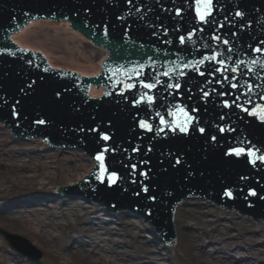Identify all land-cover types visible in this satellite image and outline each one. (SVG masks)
<instances>
[{"label":"rangeland","instance_id":"obj_1","mask_svg":"<svg viewBox=\"0 0 264 264\" xmlns=\"http://www.w3.org/2000/svg\"><path fill=\"white\" fill-rule=\"evenodd\" d=\"M48 40L51 41L50 39ZM89 47L90 45L87 43L84 45V49L86 50H88ZM20 142L21 143H15L17 147L15 151H13V144L10 139L4 141L0 140V169L5 166L6 162L2 157L11 156L9 152L12 151V156L8 158V160H15L18 164H21L22 167L21 169H16V173H29L33 171L29 166L33 164L34 152L39 150L37 153H40L45 149L42 148L40 142H35V144L31 143V145L24 144L23 140H20ZM29 146H32V148H29ZM34 146L38 149L30 151L33 150ZM16 153L25 156L17 159L18 156L15 155ZM24 157L28 159L27 164L30 165H22L26 164V160L23 159ZM31 166L34 167L33 165ZM54 170H57V173L56 171L55 173L58 174V177L54 178L55 181H53V184L50 186L45 185L44 188H40L39 185L41 183L38 181H35V184L25 182L23 186L18 188L16 186H0V192L5 189V191L11 193L4 192L5 195L9 194L8 197L11 196V199H8V197L6 198L9 200L8 203L15 202V200L21 196L27 199L31 198V200H27L28 202L30 201L29 203L34 202L38 204L41 203V200L45 199V201L49 203V201L54 198H49L50 196L46 194H49L50 191L55 192L54 184L58 182L61 183L63 181L61 177H63L64 173H67L68 170H72V167L70 164H67L64 167H57ZM38 188L40 189L36 190ZM28 189L30 192H28ZM26 190L27 192H23ZM41 193L45 195V199L35 197ZM5 195H0V198ZM6 199H0V204L4 203ZM32 200H36V202ZM202 200L201 198H190L180 205L177 213V215L180 216L178 224L179 233L173 246L165 244L161 238L155 240V236L148 228V221L142 219L141 222L138 217L123 215L125 219H122V221L119 220V217H116L115 220L106 222L107 225H110V231L103 229L99 234L90 231L89 235L85 234V231L81 232L80 229H78V231L74 230L72 235L74 237L82 236L83 239L81 241L83 243L82 246L80 244V246H78L79 248L75 249L87 252L92 249L91 252H89L90 258H85L80 253L79 255L72 251L70 252L72 254H69L72 256H68L65 263H62L56 256L59 254L54 256L52 253L48 252L47 249L44 250L46 244L36 245L29 236L19 232L17 233L15 230L14 232L1 225L0 260H4L6 264H15L14 261L16 264H264V217L255 218L239 216L233 211L212 206ZM23 204L25 203L19 202L20 206ZM1 208H5V205ZM28 211L33 212L32 209ZM81 215L83 214L76 217V214H71L68 218L58 216L60 222L51 227L53 231H48V233H50L52 237L53 232H55V234L61 233L64 236L67 235V232L73 230L72 228L81 225V219H83ZM128 217L132 219H128ZM68 222L73 225H70ZM7 232L18 234L22 238L31 241L34 246L40 250L38 251V253H40L39 257L19 254V251L11 246ZM43 232L45 233V231ZM80 233L84 234L81 235ZM74 237L70 242H68V239L65 241L70 243V245L77 243ZM101 237H103V239ZM89 239L92 242L90 244L87 242ZM52 240L53 238L51 242L54 243ZM85 242L88 244H85ZM158 242H160L159 245ZM104 244L105 246L107 245V247L100 248ZM161 245H163L165 249L160 251ZM100 254H105L106 260L103 261L101 258H98ZM196 255L204 257L201 260L202 263L196 259ZM215 255L220 256L217 257ZM21 259H23L22 262H20Z\"/></svg>","mask_w":264,"mask_h":264},{"label":"bare ground","instance_id":"obj_2","mask_svg":"<svg viewBox=\"0 0 264 264\" xmlns=\"http://www.w3.org/2000/svg\"><path fill=\"white\" fill-rule=\"evenodd\" d=\"M36 16L40 17V14ZM16 29L17 28H14V31ZM83 31L84 30H82V28L80 27L78 28L76 26H70L69 19L59 21L54 20V18H50L48 16L36 19L34 21L30 20V23L16 35L22 43H28L34 48H41L42 50H44L48 54L49 59L54 63H62L65 66L74 65L75 67L85 71L100 69V65H102L100 56L105 51H107V49L105 48V46H100V44L92 42L90 38L84 33L85 31ZM48 39H50L51 41H49ZM86 43L90 45L88 50L84 49V45ZM97 91H101V88L95 90L94 92ZM9 131L10 130L7 127L3 126L0 120V140L4 141L10 139L11 143L13 144L12 150L15 151V148L17 147L15 143L21 142L14 139ZM35 142H39V140L31 139V141L28 142L23 141L24 144L30 145L31 143L35 144ZM29 148H32V146H29ZM37 149L38 148L34 146L33 150L30 151H35ZM45 149L48 150H43L40 153H37L39 150L34 152L32 160L33 164H31L34 167H32L30 164H27L28 159H26V157L23 158L24 160H26V164L22 165H30L29 168L33 169V171L29 173H16V169H21L22 167L21 164H18L15 160H8V158H11L12 156V151L9 152L11 156H3L2 159L6 162L5 166L0 169V186H16L18 188L23 186L25 182L35 184V181H38L41 183L39 185L40 188H44L45 185H52L53 181H55L54 178L58 177V174H56L57 170L54 169H56L57 167H64L67 164L71 165L72 170H68L67 173H64V176L61 177L63 178L62 182L79 179V177L85 176L90 172L93 160L82 150L77 148H52L47 146L45 147ZM15 155L18 156L17 159L25 156L18 153H16ZM59 183L60 182L54 184V188ZM40 188L36 190H39ZM4 192L6 193L8 191H5V189L3 191L1 190L0 195H5ZM23 192H27V190ZM28 192H30L29 189ZM59 192L60 191L58 190L56 191V193L50 191L49 194H46L50 196L49 198H54L53 200L51 199L49 203L45 201V195H43L42 193L36 195L35 197L45 199L41 200V203L38 204L34 202L29 203L30 201L28 202L27 200H31V198L27 199L22 196L16 199L15 202L8 203V199H11V196L8 197V195L11 193L8 192L9 194L0 198L6 199L8 197V199L4 200V203L0 204V226L2 225L7 229H11L12 231L15 230L17 233L19 232L29 236L33 243L36 245L46 244L44 250L47 249L48 252L52 253L54 256L56 254H59L56 256L62 263L66 262L68 256H72L69 255L72 254L70 253L72 251L78 254L80 253L85 258H90L89 252H91L92 249H90L89 252L79 251L75 249L79 248L78 246H80V244L82 246L83 243L81 241L83 239L82 236L74 237L72 235L74 233L73 231H78V229H80L81 232L85 231L84 233L89 235L90 231L96 234H99L101 231H103V229H105L106 231H110V225H107L106 221L115 220L117 214L113 211L107 212L102 208V206L94 205L93 203L81 200L80 198L76 199L74 198V196H71L69 198L65 195L60 196ZM32 201L36 202V200ZM202 201L208 203L210 202L204 199ZM19 202H23L25 204L20 206ZM3 205H5V208H1ZM28 208L32 209L33 212L28 211L30 210ZM71 214H76V217H79L80 214H83L81 215L83 218L81 219V225L72 228L73 230L67 232V235L65 236L61 233L55 234V232H53L52 237L51 234L48 233V231H53V228L51 227L60 222L58 216L68 218V216ZM117 217H119L120 221H122V219H125L123 215H119ZM142 219L147 220L146 217L139 218L141 222ZM175 220L176 224H179L180 216H177ZM68 223L70 224V222ZM147 223H149V221ZM149 224L147 225L150 232L155 236L154 239L159 240V235L155 231L150 229ZM70 225L73 224L71 223ZM43 231H45V233ZM177 231L179 233V228H177ZM84 233L80 234L82 235ZM73 237L74 239H76L77 243L70 245V243H67V241H65L68 239V242H70ZM52 238V241H54V243L51 242ZM101 238L103 239V237ZM87 242H89V244L92 243L90 239ZM12 244L15 245L14 243ZM64 244H66L68 247ZM85 244L88 243L85 242ZM159 244L160 242H158V245ZM33 247L34 251H40L36 246ZM102 247L106 248L107 245L105 246L104 244L100 248ZM28 248L30 247H26L25 249ZM163 249H165V247L161 245L160 251ZM215 256L219 257L220 255ZM98 258H101L103 261L106 260L105 254L98 255ZM203 258L204 257L200 255H196V259L199 262H201ZM22 261L23 259H21L20 262ZM14 263L16 264L15 261ZM0 264L6 263L4 262V260H0Z\"/></svg>","mask_w":264,"mask_h":264},{"label":"water","instance_id":"obj_3","mask_svg":"<svg viewBox=\"0 0 264 264\" xmlns=\"http://www.w3.org/2000/svg\"><path fill=\"white\" fill-rule=\"evenodd\" d=\"M26 1L33 3V4L38 3V0H26ZM98 1L99 0H90L88 2H86L85 0H56V2L58 4H54L53 6L57 5V7L62 9V10H60L58 8L57 11H63L64 8L69 7V8H71L69 10L70 12H75V13L78 12L79 13L81 11L77 7L80 5H84L85 9L87 11H91V10L97 11L99 13V16L101 15L102 18L106 19L109 23L112 21V24L115 25V27L128 30L129 32L125 37L129 38L130 36H132V37L134 36V39H135L134 42L128 43V42H125L124 40H118V42L113 43V44L117 47L116 50L118 49L116 51V53H122L123 55H125V51H127L128 52L127 58H129V59H131V57L138 56L140 54L139 52L142 50L139 47L129 46L130 44H136V43L137 44L141 43V44L146 45V46H150L151 44H153L154 45L153 47L155 49L160 50L159 53H161L162 55H167V58L171 57L172 59L181 60V58L188 59L191 57L188 49H185V47L183 48V45L179 44V42H180L179 38L180 37H176L175 34H173V30L175 27H173L171 24H169L167 19L162 17V15L165 14V9H171L170 11H171V13L173 11V14L184 15L186 10H188V8H189L187 0H176V1H172V2L168 1V3L164 7H157V3H156L157 0H114V2H112V3H110V2L108 3L104 0H100V4L98 3ZM40 3L42 4V2H40ZM89 3H90V5H89ZM223 4H225L227 7H232L233 9L238 10V11H243V10L247 9L246 7L242 6L241 4L230 5V2L227 0L224 1ZM20 5L22 7L21 8L22 12L23 13L25 12V13L23 15H19L18 16L19 18L21 16L25 17V16H27V14H29L30 16H33L38 12L37 9L35 11L34 9H32L30 7L28 8V11L26 12L25 9L23 8L24 5H22V4H20ZM95 5H100V11H98L97 9L96 10L94 9ZM129 5H131L130 9H127L125 11V8H128ZM48 6L50 8H52V6L50 4H48ZM228 9L229 8H227V10ZM155 10H156V12H155ZM189 11L191 12L192 8L189 9ZM166 13H169V11H166ZM39 14H41V13H38L37 15H39ZM229 14L231 16L236 15L235 13H229ZM89 16H91V15H89ZM261 18H262V20H264V13L261 16ZM17 21H19V22L8 21L4 25H6L7 28H10V30H11L12 27L15 26L14 28H17L18 26H20L21 22H24L23 19H17ZM232 21H234V20H232ZM148 22L151 23V28H148V32H145L143 34V36L137 35V33L132 30L133 26L138 27V26H141L143 23H148ZM233 23H234V25H236L235 24L236 22H233ZM104 25H106V24H104ZM252 25L254 26L255 24H252ZM14 28L12 29V31H14ZM236 28H239V26L236 25ZM244 31L248 37L251 36V33L249 31H247V30H244ZM5 32H6V30L4 31V33ZM158 34H159V37L161 39L168 38V42L167 43L160 42L158 40ZM171 37H173V38H171ZM184 37H185V40H187V42L196 43V40H199L202 44L207 46V49L209 51L212 49V46L217 45L218 48L221 49V52L218 49L211 50L210 51L211 56H216L217 58H221V57L225 56V54H226V48H227L226 43L221 42L223 40V38L221 36H219L217 34V32H215V31L213 33V36L210 38H208L205 34H202V32H200V31H199V33L196 34V36L189 35V36H184ZM217 37H218V39H217ZM235 37L237 39L234 41V43H231V45L228 47L227 51L229 53H236L238 55H240L241 53H243L245 51H248V47H249L248 41H246L242 35L240 36L239 33H237L235 35ZM25 45H29V44L25 43ZM257 48H263L264 49V47H262V46H256V49ZM35 49H41V48H35ZM109 52H110V50H107L100 56L102 63L106 59L109 58L108 57ZM255 52L256 51H254V53ZM46 55H47V58L50 61V63H52L58 67L61 66L62 68H71V69L75 68V69L80 70L82 73H84L86 75H90V76H93L96 73L101 71V69H94V70H90V71H85V70H81L80 68L75 67L74 65L65 66L62 63H54L49 59L47 53H46ZM115 58L116 57H114V59ZM253 59H258L259 62H264L263 59H260V58L255 57V56L253 57ZM123 60H124V58L120 59L119 62H121ZM7 62L9 63L10 60L8 59ZM119 62H117V63H119ZM54 71H58V68L51 70V72L53 74H54ZM198 75H199V73L197 71H194V73L191 76L198 78ZM233 83L236 84V80H233ZM259 88L264 89V86L259 84ZM98 92H100V91H97L95 93H98ZM248 94H249L248 92H245L243 94V96H247ZM255 96H257V95H255ZM178 100H179V97H173V103L174 104L178 105L179 104ZM75 180H77V179H75ZM75 180H72V181H75ZM72 181H66V182H61V183H63L64 185L65 184L69 185L70 183H72ZM261 213H264V210H262ZM176 239H177V233H176ZM176 239H175V242H176Z\"/></svg>","mask_w":264,"mask_h":264},{"label":"snow or ice","instance_id":"obj_4","mask_svg":"<svg viewBox=\"0 0 264 264\" xmlns=\"http://www.w3.org/2000/svg\"><path fill=\"white\" fill-rule=\"evenodd\" d=\"M196 2H197V5H200L201 3H203V4L205 5L207 11H203V12H202V11H200V9H199V7H198V8H197V12H198V15H199V19H200L201 21H205V22H206V18H207L208 16H210V14H211V9H212V5H213V0H196ZM237 15H241V13H237ZM105 32H107V27H106V26H105ZM217 39H218V37H217ZM179 40H180V43H181V44L185 43V37H184V36H180ZM225 43H228V41H225ZM255 51L259 52V51H261V49H260V48H257V49H255ZM205 59H207V60H216L217 57H216V56H207V57H205ZM29 63H31V61H29ZM200 63H203V60H201ZM218 63L223 64L224 61H223V60H219ZM186 66H187V65H186ZM141 67H143V66L141 65ZM216 71H220V69H216ZM232 71L235 72L236 69H233ZM201 74H203V73H201ZM137 75H139V73H137ZM164 75L167 76V75H169V73H168V72H165ZM141 84H142V86H143L144 88H147V89H152V88L155 87V84H153V83H145V82L141 81ZM168 86H169V87H173V85H168ZM127 87H128L129 89H131V88L135 87V85H134V84H128ZM175 87H176V88H179L180 85H179V84H176ZM232 87L235 88V87H237V85H236V84H233ZM249 91H251V86L249 87ZM57 95H59V93H57ZM204 95H207V93H204ZM144 98H147V100H148L149 102H151L152 99H153V97L147 95V93H145L144 96L141 97L142 100H143ZM261 98L264 99V97H261ZM249 102H251V101H249ZM232 103H233V104H236V101L234 100V101H232ZM224 106H225V107H229V106H230L229 103H228V101H224ZM236 106H237V107H240V105H238V104H237ZM244 111H249V109L245 108ZM14 114H17V113H14ZM252 114H253V115H257V114H259V115H260V119H261L262 121H264V105H260V106H258V112H257V110H253V111H252ZM161 121H162V123L164 122V121H163V118H161ZM37 123H39V124H44L45 121H44V120H39V121H37ZM140 126H141L142 128H147L148 130H151V126L148 125L145 121H141ZM227 130H228V129H225V128H223V127H221V128L219 129L220 132H225V131H227ZM180 131H182V132H187V128H186V127H181V128H180ZM199 131H200L201 133H203V132H205V129H204V128H200ZM101 138H102L103 140H105V141H107V140L110 139L109 135H107V134H102ZM212 140H216V137H215V136H212ZM108 150H109V149L106 148L104 151H108ZM134 151H135V149H134ZM257 151H260V149H256L255 146H250V147L247 149V152H246V150H245L244 148H232V149L229 150V152L226 153V155H235V156H238V157H239V156H241V155L246 154L248 157H255V159H251V160L249 161L250 163H252V164L255 165L257 160H259V161H261V162H264V154L259 155V156H256V152H257ZM95 159H96L98 162H100L101 167H102V170H103V171H107V169L104 167V164H103V162H104V154H103V152L97 154L96 157H95ZM176 162H177V163H180L179 159H177ZM131 167H132L133 169H135V168H136V165L133 164V165H131ZM141 174L147 176V173H141ZM98 178H101V179H102V177H98ZM117 178H118V177H117V174H116L115 172H111V173H109V183H110V184L115 183L116 180H117ZM143 190H144L145 192H147V191H148V188L145 187ZM251 194H252V195H255V192H252ZM225 195H227V196H231L232 193H231L230 191H228V192L225 193ZM151 199H155V197H151Z\"/></svg>","mask_w":264,"mask_h":264}]
</instances>
